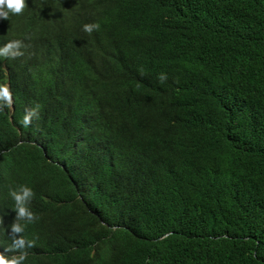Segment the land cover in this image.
I'll return each instance as SVG.
<instances>
[{"label": "trees", "instance_id": "obj_1", "mask_svg": "<svg viewBox=\"0 0 264 264\" xmlns=\"http://www.w3.org/2000/svg\"><path fill=\"white\" fill-rule=\"evenodd\" d=\"M39 11L93 12L109 42L92 87L43 98L13 63V110L0 97V213L32 190L15 239L37 264H264V0H29L15 18ZM30 27L0 35L16 59L40 48Z\"/></svg>", "mask_w": 264, "mask_h": 264}, {"label": "clouds", "instance_id": "obj_2", "mask_svg": "<svg viewBox=\"0 0 264 264\" xmlns=\"http://www.w3.org/2000/svg\"><path fill=\"white\" fill-rule=\"evenodd\" d=\"M29 0H0V35L3 33L16 35L18 32L33 31L32 27L40 30V35H31V52L35 45L40 48L34 59L29 60L16 59L20 58L22 52L21 42L17 38L0 43V72L6 77L5 87L0 86V97L9 101L13 110L14 99L10 89V72L12 73V64L23 66V73L26 72L28 83L34 82L39 87L34 89L35 92L45 95L46 84L48 94L55 99L56 97L65 100L73 94V91L79 85L82 86V80L86 79L88 86L92 87L93 78L97 75L105 76L98 68L101 62L105 48L109 42L108 30L99 23L98 16L93 12H83L66 25H62L59 20L47 15L44 11H39L28 18H15V15L26 12ZM14 20L13 28H7L8 20ZM106 52V51H104ZM166 79L165 74H160L159 80L163 82ZM26 81V82H27ZM97 84V83H96ZM23 83L22 86H27ZM29 86V85H28ZM27 86V87H28ZM94 104H91V106ZM90 106V107H91ZM89 107V108H90ZM99 111V109H98ZM35 111L27 112L20 122L27 127ZM56 136L48 137L40 145L42 151L47 150V142L57 143ZM87 139L85 136L77 137L76 141L80 144ZM94 143H97L94 140ZM92 143L90 147H92ZM10 195L16 202L17 215L5 220L0 213V264H37L38 258L32 257L27 249L23 238L15 239L17 233L24 229L21 225L23 219L29 222L33 219V214L25 207L26 201L33 195L32 190L28 187L21 186L19 191L10 190ZM32 242H28V247Z\"/></svg>", "mask_w": 264, "mask_h": 264}]
</instances>
